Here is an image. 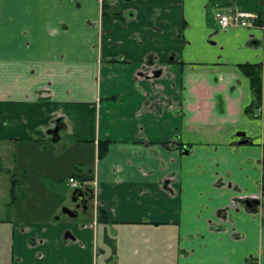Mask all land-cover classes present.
Instances as JSON below:
<instances>
[{"label":"crops","instance_id":"obj_1","mask_svg":"<svg viewBox=\"0 0 264 264\" xmlns=\"http://www.w3.org/2000/svg\"><path fill=\"white\" fill-rule=\"evenodd\" d=\"M0 154L27 193L0 264H264V0H0ZM78 173L97 221L62 213Z\"/></svg>","mask_w":264,"mask_h":264},{"label":"trees","instance_id":"obj_2","mask_svg":"<svg viewBox=\"0 0 264 264\" xmlns=\"http://www.w3.org/2000/svg\"><path fill=\"white\" fill-rule=\"evenodd\" d=\"M242 72L249 78L252 93H253V107L259 109L263 96V80H262V65L259 63H245L241 64ZM107 142H101L99 146V157H102L106 151ZM10 202L9 205H14L19 201L26 199L25 182L22 178V172H14L10 174ZM82 180H87L80 173L75 174ZM74 175V176H75Z\"/></svg>","mask_w":264,"mask_h":264},{"label":"flooded vegetation","instance_id":"obj_3","mask_svg":"<svg viewBox=\"0 0 264 264\" xmlns=\"http://www.w3.org/2000/svg\"><path fill=\"white\" fill-rule=\"evenodd\" d=\"M117 1L118 0H116V2H115V4L114 5H108V4H105V5H102L103 7H105V6H109V7H115V6H117ZM260 114V111L258 110V112H257V114L256 115H259ZM187 152V151H186ZM8 172H10V171H7V173ZM9 174H11V173H9ZM11 177V176H10ZM70 177H74L75 179H77V181H78V183H79V185L77 186V187H71L70 185H69V183L67 184L68 185V187L70 188V189H72L71 191L72 192H70L69 193V195H68V198L70 197V199L72 200V203H71V205H70V207L72 208V209H69V210H66V209H68V207H64L63 208V210H65V212L66 213H69V214H71V215H75V213H77V210H80V211H90L91 210V212L93 213V215H94V218H95V220L97 221V219L99 218V215H100V203H99V200H98V198H97V194H96V187H97V182H96V180L95 179H91V178H87V180H82V179H80L77 175H73V176H70ZM69 177V178H70ZM69 178H68V181H69ZM67 181V182H68ZM92 184V185H91ZM11 185V184H10ZM81 190L82 192H83V197L81 198V199H79V200H74L73 199V192L75 191V190ZM9 194H10V186H9ZM26 196H27V193H26ZM76 196V195H75ZM27 198V197H26ZM26 200V199H25ZM24 200V201H25ZM68 200V199H67ZM67 200H66V202H67ZM9 202H10V199H9ZM9 202L7 203V209H8V212H10L11 210H12V208H13V206H15L17 203H19V202H22V201H19V202H17L16 204H14V205H9ZM261 201H260V199H258V198H255V199H253V200H249V201H247V203L249 204V205H253V204H258V203H260ZM71 213H70V212ZM8 218H11V215H10V217H8Z\"/></svg>","mask_w":264,"mask_h":264},{"label":"rangeland","instance_id":"obj_4","mask_svg":"<svg viewBox=\"0 0 264 264\" xmlns=\"http://www.w3.org/2000/svg\"><path fill=\"white\" fill-rule=\"evenodd\" d=\"M49 149H51V148H49ZM90 151H91V149L90 148H87V153H88V155L90 156ZM12 155V154H11ZM49 155V154H48ZM1 154H0V159H1ZM7 157V159H9V157H10V155L8 156H6ZM0 163H1V161H0ZM37 168V167H36ZM2 173H3V175H5V179H4V186L2 187L1 185H0V216L1 217H10V215H11V213L10 212H8V209H7V203L9 202V199H10V194H9V186H10V174L9 173H7V171L6 170H3L2 171ZM12 174V173H11ZM62 180L60 181V179H59V184L58 185H60L61 187L60 188H62V187H65L66 186V181H67V179H66V177L64 176V175H62ZM44 184L50 189V190H55V189H57V187H58V185L56 184V183H54L53 182V179H49V178H45L44 179ZM72 189H70L69 187H68V192L70 193V192H72L71 191ZM44 199L42 198V195H38V194H34V195H32L31 196V199H30V201L31 202H33V203H36L37 201L39 202V201H43ZM71 203H72V200L70 199V197L68 198V200H67V202H66V205H71ZM62 213H64V210L62 211ZM12 226H13V224L12 223H10V224H7V225H5V226H3V227H0V240H1V242L3 243V238H4V241L6 240H8V242H9V240H10V238H11V231H12ZM9 243H6L5 242V248H7L6 249V253L8 254V257H7V263L6 264H11V258H10V256H11V247H10V245H8ZM7 245V246H6Z\"/></svg>","mask_w":264,"mask_h":264},{"label":"built area","instance_id":"obj_5","mask_svg":"<svg viewBox=\"0 0 264 264\" xmlns=\"http://www.w3.org/2000/svg\"><path fill=\"white\" fill-rule=\"evenodd\" d=\"M116 0H100L102 5H114ZM214 18L221 28L228 27H257L260 25V15L252 11H244L240 9H232L229 11L217 10ZM71 187L79 185L77 179L70 177L68 181Z\"/></svg>","mask_w":264,"mask_h":264},{"label":"water","instance_id":"obj_6","mask_svg":"<svg viewBox=\"0 0 264 264\" xmlns=\"http://www.w3.org/2000/svg\"><path fill=\"white\" fill-rule=\"evenodd\" d=\"M64 139H66V140H68V139H73V135H71V134H69V133H67V134H65L64 135ZM73 199L74 200H79V199H81L82 197H83V192L81 191V190H75L74 192H73ZM76 195V196H75ZM66 210H69V209H66ZM70 212V211H69ZM71 213V212H70Z\"/></svg>","mask_w":264,"mask_h":264}]
</instances>
